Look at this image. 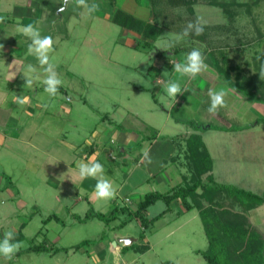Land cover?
<instances>
[{
  "label": "rangeland",
  "instance_id": "rangeland-1",
  "mask_svg": "<svg viewBox=\"0 0 264 264\" xmlns=\"http://www.w3.org/2000/svg\"><path fill=\"white\" fill-rule=\"evenodd\" d=\"M37 1L42 7L37 14L43 20L39 19L36 27L41 36L50 35L53 38L50 62L55 65V71L63 82L59 89H63L65 93L60 92L56 97L50 98L44 92L43 79L46 74L34 55L30 59L33 64H37L34 66L36 72H22L29 78L32 77L34 82L31 87H24L22 79L15 82V89H9L6 82H1L0 85L3 91H9L2 93L5 99L1 101L6 108L12 105L11 97H23L25 93H30L33 102L42 104V113L34 109L40 130L39 136L33 140L34 144L60 156L57 159L61 162L70 164L74 158L70 159L67 155L72 156V150L61 147V141L66 139L78 150H83L87 142L95 141L94 135L97 138L102 132L99 147L107 150L101 156L103 164L111 167L118 162L116 166L124 177L126 167L134 165V158L139 153L145 158L144 153L147 152L151 163L145 158L144 167L137 170L131 182L140 180L145 172H151L153 177L148 185L143 186V193H167L181 182V178H176L177 183L169 181L170 168L162 167L171 165L168 159L173 157L175 167L184 177L189 178L191 172L185 157L188 152L183 139L187 137V132L199 133L212 157L210 174L213 171L212 177L217 183L232 185L256 195L264 194V103L235 93L223 80H217L219 76L210 65L209 56L203 55L207 68L195 79L181 77L173 70L175 64L185 61L188 52L199 49L201 52L213 53L223 66H237L244 76L259 74L261 61L257 57L264 59V0H223L249 4V8L231 6L227 11L229 19L220 9L209 5H193L194 14L190 17L184 5L172 7L167 5L166 0H114V5H111L110 0H96L100 7L91 15L84 8L76 7L74 3L65 4L63 0ZM87 3L91 4L93 0H87ZM61 8L64 10L61 11ZM117 8L137 19L142 20L145 13H148L152 22L157 20L164 27L157 42L144 47L142 37L132 36L130 31L111 23L108 16ZM58 9L60 13L57 15ZM8 14L1 11L3 18ZM197 19L203 27L205 40H198L194 34L177 39L187 24ZM19 28L21 26L18 24L14 30L18 31ZM169 44L173 46L169 47ZM141 47L150 49V52L141 51ZM16 49L8 56L1 54V60H7L13 52L15 53L11 57L23 52L22 49ZM174 49L179 50L177 54L173 53ZM223 58L227 59L224 64ZM5 71L6 64L2 63V77ZM231 74L234 78L236 70ZM158 75L166 82L160 87L153 85ZM169 81H177L181 86V93L176 98H171V106L164 104L169 97L165 92ZM209 89H223L226 93V106L219 108L214 115L207 111L210 106ZM229 91L235 94H230ZM62 97L66 103H63ZM153 97L160 105L153 102ZM175 99L179 101L177 105ZM61 105L68 106L70 113H64ZM13 107L24 116L21 113L25 104L20 105L16 101ZM149 107H154L155 112L149 114ZM31 109L33 111V107ZM45 112L52 115L44 116ZM106 117L117 121L118 128L115 130L126 136V142L132 138L126 152L135 156L133 159H126L127 165L123 166L118 159L119 152L115 150L116 144L110 137L114 126H108ZM152 119V127L147 126L146 122H152ZM33 121L32 118L25 119V129ZM122 140L121 137L116 139L117 144L125 143ZM36 154L37 156H33L14 151L13 156L8 158L12 161H7L1 160L4 157L1 158L0 153V240L6 231H12L15 239L24 243L11 260L0 256V264H125L130 260H133L131 264H162L166 261L174 264H206L198 251L209 253V245L196 210L186 211L180 203L172 202L169 211L150 223L152 218L167 208L164 202L157 201L147 209L143 217L137 219L127 212H117L116 219L108 224L97 219L73 222L68 211L72 201L71 190L62 187L57 190L48 188L43 179L45 176L37 178L31 171V164L38 163L37 160L45 164L52 163L54 170L58 172L66 171V167L56 158L46 157L40 152ZM172 169L175 170L174 167ZM103 176L109 180V175ZM205 177L203 175L202 180ZM9 180L12 186L20 190V196L9 199L1 191L2 187L9 185ZM57 194L59 198L52 199V195ZM18 198L24 200L22 211L17 208ZM225 198L222 200L223 206L230 203ZM132 199L127 211L136 207V200ZM204 204L208 205L206 202ZM82 205L84 210H75L81 218L89 209L85 202ZM213 208L221 209L218 206ZM104 214H108V210ZM49 216L55 217L50 225H45L43 221ZM246 216L251 226L264 238V204L249 211ZM23 219H30V222L27 229L22 231L24 238L20 239L18 229ZM121 222H125L122 227ZM114 227L115 230H111ZM113 233L126 236V239L134 243L131 242L132 245L124 249V246L118 247L115 252L108 248L104 253L94 255L100 238L105 242L106 238H113ZM44 239L55 245L52 250L46 248L37 254L26 252L32 246H41L43 249ZM82 241L89 243L80 246L79 251L71 249ZM143 241L150 246L144 245ZM18 253L23 254L15 259Z\"/></svg>",
  "mask_w": 264,
  "mask_h": 264
},
{
  "label": "crops",
  "instance_id": "crops-1",
  "mask_svg": "<svg viewBox=\"0 0 264 264\" xmlns=\"http://www.w3.org/2000/svg\"><path fill=\"white\" fill-rule=\"evenodd\" d=\"M134 1L136 2L137 0H134ZM40 8H42L41 4L37 0H0V17H1V11H3L4 13H9L4 18V21L2 23H0V85H1V82H6V83H8L9 89L10 88L15 89L14 88L15 82H17V81L19 82V79H22V81L25 82L24 76H27V75L22 73V72H23V70L26 69V66L28 64H31V65L33 64L31 62V59H30V56H33V55L27 54V48H28V45L31 43V40H29V37L22 34L21 28H22V26H26L28 24H32L36 27L39 19L42 18V16H39L37 14L38 9H40ZM145 9H147V8H145ZM43 13H44V11H43ZM147 14L145 13V17L142 18V20L152 23L151 18L149 19L148 18L149 16H147ZM108 19H110V16H108ZM41 20H43V19H41ZM18 24H19V26H21V28H19L18 31H15L14 27H16ZM9 30H10L11 35L8 34ZM130 33L132 34V36L139 37V35H137L133 32H130ZM142 39H143L142 40L143 43H145V44H153L154 45V43L157 42V40H156L153 43L152 41H150L144 37H142ZM16 48L22 49L23 52L20 55H17L16 57H11L12 54L15 53V52H13L7 60L6 59H4L3 61L1 60V54H3L4 56H8L12 52V50H17ZM140 50L143 52L144 51L150 52V49L148 50V49H145L143 47H141ZM155 55H157V53H155ZM21 56L22 57L25 56L24 59ZM2 63L6 64V71H5V73H4L5 75L3 77L1 76ZM33 66L36 67L37 64H33ZM220 79L221 78H219L217 80H220ZM165 83H166L165 80L162 79L161 77H159V75H158V76H156V78L153 82V85H155L156 87L158 85L160 87V85L165 84ZM6 92L8 93L9 91L6 90ZM6 92L0 88V102H1V104H0V153H1V158L4 157L1 160L7 159V161H12V160H8V158H11L13 156L14 151L22 152V154H24V153L32 154L33 156L34 155L37 156L36 153L40 152L41 154L45 155L46 157L56 158V160L59 163H61V165H64V167H66V171L62 170L61 172H58V171L54 170L52 163H51V165L48 163L45 164L43 161H40V160H37L38 163L31 164V171H32V173L35 174L34 176L37 178H40L39 177L40 175L45 176V178H43V179L46 180V186L48 188H51V189L53 188V189L57 190L60 187H62V188H66V189L71 190V193H72V196H71L72 199L71 200L72 201L70 203V208L68 211H69V215H72L73 222L74 221L77 222L78 217H80L78 215V213H75V210H78V208L84 210L85 207L82 205V204H84V202H85V205H87L89 208L91 207L95 212L102 213V214H104V212H106V210H108V212H109V210H111V209L119 210V209L129 208V205L133 202L132 198H135L136 205L138 204L140 199L145 194V193H143V189H144L143 186L149 184L150 179H151V177H153V175H151V172H145L144 174H142L143 176H141L140 180H136L135 182H131V179H132V177H134V174L137 172V170L142 169L144 167L145 158L143 157V155L141 153H139L134 158L135 154L132 155L131 152H126V149L129 148L128 146H130L132 143V141H131L132 138H130L131 140L128 139L126 142V136H124V134L118 133L115 130L116 128H118V126H116L117 121H115L113 118H109V117H106V119H105L107 121L109 127L114 126V129L110 132V137H111V141H114L116 144L115 150L117 152H119L118 159L122 161L121 164H123V166L128 164L126 161L127 158L132 157V159L133 158L135 159L134 165L130 164L126 167L127 171H126V175L124 177H122V175H121L122 171L119 169L118 166H116V165H118V162H115L111 165V167H108L107 165L103 164V161L101 160V156L104 153H107L106 152L107 150H102L101 147H99L101 144V137L103 135L102 132H100L99 134L97 133L98 134L97 138H96V135H94L95 141L94 142H87L86 143L87 146L83 150H78L74 144H72L70 141H66V139L62 140L61 141V147L66 148L69 151L72 150V153H71L72 156L69 154L67 155V157L70 159L72 157L74 158V159H72L70 164H67L63 161L61 162L59 160L61 158L60 156L49 153V151L44 150L43 148H39L33 142V140H35L34 138L36 136H39V131H40L39 127L37 126V120H35L36 117L34 115V109H37L40 113H42V111H40V110H42V104L38 101L33 102L31 100L30 93H28V94L25 93V95L23 97H26L27 100L25 103V109L21 113V114H24V116H22L13 107V104L16 105V101H17L18 96L17 97H11L10 103H12V105L9 108H6L4 103H2L1 99L2 100L5 99V96L2 95V93H6ZM60 92L65 93L63 89H59L58 93H60ZM195 92H197V90H195ZM229 93L235 94L232 91L231 92L229 91ZM1 95H2V97H1ZM168 98H169V100H168ZM171 98L172 97H167V100H165L164 104L167 106H171ZM62 100H63V103L67 102L66 100L63 99V97H62ZM180 101H181V99H180ZM153 102L157 105H160L159 101L156 98L155 99L153 98ZM174 102L176 103L175 105H177L179 103V101L177 99H175ZM63 105H61V106H62V110L64 111V113H70L68 106H63ZM31 107H33V111L31 109ZM148 111H149V114H151L152 112H155V108L149 107ZM46 115L51 116L52 113L45 112L44 116H46ZM27 118H32V119H34V121L31 122V124L25 129L24 120L25 119L27 120ZM153 124H154L153 119H152V122H151V120L149 121V123L146 122V125L149 127H152ZM8 126L10 127L9 129H8ZM40 127H41V125H40ZM221 131H225V130H221ZM105 132H108V131L105 130ZM191 133L192 132H187V137ZM120 137L123 139L121 142H125V143H118L117 144L116 139H118ZM187 137H185V138H187ZM185 138L183 139V141L185 140ZM62 150L63 149H60V150L58 149V151H62ZM77 151H79V152H77ZM73 152L76 154V156H74ZM57 158H59V159H57ZM210 158L212 161L211 155H210ZM89 159H94L96 162H99L100 164L103 165V167H104V173L103 174L109 175V181L112 183V186L116 191L115 198L107 199V200L98 199L94 193V188H95V184L97 183V179H93V178L81 179L79 177L78 169H77V163L80 161H83L86 163V162H88ZM174 159L175 158L170 157L168 160L171 161L170 162L171 165H166V166L164 165V167H162L165 169L170 168L169 169V171H170L169 181L177 183L178 180H176V178H178V179H179V177L181 178L180 179L181 182L176 184L175 186H173V188L176 186H179V184L182 185L184 183V179L186 178L183 176V173L180 172L175 167V165H174L175 160ZM49 161L50 160H46V162H49ZM54 161H55V159H54ZM164 163H165V161H164ZM32 166H34L36 168L33 169ZM172 167H174L175 170L172 169ZM212 175H213V171H212ZM7 179H9V177ZM213 179H214V176H213ZM2 181H3V179L1 178V184H2ZM214 181L216 182L215 179H214ZM11 188H12V190H11ZM1 191L5 192L6 197L9 199L12 198V196L17 197V196L21 195L20 190L15 188V186L11 185L10 180H9V185L7 184L4 187H2ZM58 198H59L58 194L52 195V199H58ZM23 201L24 200L18 198V201L16 202L18 205L17 208L20 209L21 211H22ZM96 208H99V210H97ZM134 209H136V207ZM120 214H123V212H120ZM23 220H24L23 222L22 221L20 222L19 229H18L20 232V234H19L20 239L22 237L24 238V234L22 233V231L27 229L26 226L30 222V219H23ZM51 223H52V219L48 222H44L45 225H50ZM111 230H115V227L111 228ZM126 238H127L126 236H121V235L115 233L112 239L106 238V241L103 242L102 237H101L100 242L98 243V245L96 247L98 249H97L96 253H94L95 252L94 251L93 254L94 255L95 254L96 255L102 254L108 248H111V251L115 252L118 249V247L124 246L122 248V249H124V248L132 245V243H134V241H131L132 243L128 242V244H125V240H127ZM45 239H44V241H42V244L44 247L41 250H46V248L47 249L51 248L50 250H52L53 246H55V245H52L50 242L46 241L47 239L46 240ZM112 241H114V242L111 245ZM143 242H144L143 243L144 245L145 244L148 245L145 241H143ZM139 245H141L140 242L138 243V246ZM148 246H150V245H148ZM29 248L27 249L26 252H29V253L35 252L37 254L39 251H41V250L32 251L31 247H29ZM57 251H58V248L55 249V252H57ZM76 251H79V250H76ZM35 253H33V254H35ZM22 254L23 253H18L16 255L15 259H18L20 257V255H22ZM29 257H31V255ZM132 261L133 260H130V261L126 262L125 264H131ZM96 262L98 263L99 261H96ZM98 264H100V263H98Z\"/></svg>",
  "mask_w": 264,
  "mask_h": 264
},
{
  "label": "trees",
  "instance_id": "trees-1",
  "mask_svg": "<svg viewBox=\"0 0 264 264\" xmlns=\"http://www.w3.org/2000/svg\"><path fill=\"white\" fill-rule=\"evenodd\" d=\"M110 3L114 5L115 1L110 0ZM166 3L172 7L184 5L190 17H193L194 14L193 5H209L218 8L228 16V19L229 14L227 11L231 6H248L249 8L248 3L226 2L223 0H166ZM109 20L123 30L133 32L152 42H155L164 31V27L157 20L152 23L146 22L118 8L112 11ZM193 34L191 35L193 36ZM194 37H197L200 41L205 40L203 34H194ZM149 45L151 44H143L144 47ZM178 51V49H174L173 53L177 54ZM202 53L206 57L209 56L211 65L219 78L235 93L241 94L252 101L264 103V80L259 78V74L244 76L240 74L237 66H223L213 53L208 51ZM157 55L160 54L157 53ZM226 60V58H223V64L226 63ZM235 70L236 75L232 78L231 72ZM207 127L205 126V128ZM214 129L221 130V128ZM184 141H186L185 145L188 152L185 157L191 174L189 178L184 179L182 185L172 188L167 193H145L136 205L135 210L113 209L108 214H102L95 212L90 207L84 217H78L77 220L84 222L89 219H97L108 224L116 219L117 215L115 216V214L117 212H127L132 218L137 219L140 216L143 217L147 209L157 201L164 202L167 205L166 210L152 218L151 223L162 217L169 210L172 202H179L186 211L196 210L198 212L210 251L209 253L198 251V253L206 264H264V238L257 229L251 226L246 216L249 211L264 204V194L256 195L232 185L215 182L210 174L212 168L211 158L201 135L191 133ZM203 175H206L205 180H202ZM225 197L230 201L227 206L222 205V200ZM203 202L208 205L206 206ZM214 206L221 209L215 210ZM53 217L55 216H49L43 222H48ZM144 223L146 222L144 221ZM123 225H125V222H121L120 226ZM88 243V241H82L71 249L73 251L79 250L80 246ZM41 249V246L31 247L32 251ZM162 264L174 263L166 261Z\"/></svg>",
  "mask_w": 264,
  "mask_h": 264
},
{
  "label": "clouds",
  "instance_id": "clouds-1",
  "mask_svg": "<svg viewBox=\"0 0 264 264\" xmlns=\"http://www.w3.org/2000/svg\"><path fill=\"white\" fill-rule=\"evenodd\" d=\"M74 3L76 7L84 8L89 15L99 10V3L93 0V3L88 4L87 0H65V4ZM61 11L64 9L61 8ZM4 21L3 17H0V23ZM22 34L29 37L31 43L28 45L27 54L34 55L37 59L39 66L46 74L43 79L44 92L50 97H56L59 87L62 85V80L58 77L55 71V65L50 62L49 53L53 49V38L50 35L41 36L40 30L32 24L22 26ZM203 32V27L200 24L199 19L195 22H189L184 28L183 32L177 39L188 37L190 34L200 35ZM173 44H169V47ZM260 62L259 78L264 80V59L257 57ZM207 68L204 63V56L199 49H192L186 54L185 61L183 63H177L173 66V70L181 77L188 76L192 79L200 74ZM29 73L36 72V68L28 64L25 69ZM25 77L24 87H31L33 80ZM165 92L169 97H175L181 93L180 83L177 81H169L165 87ZM210 98V106L207 111L210 114H216L219 108L225 107V91L223 89L216 91L209 89L208 92ZM26 97H17V102L20 105L26 103ZM48 107V105H45ZM145 158H148L149 163L151 159L148 157L147 152L144 153ZM78 174L81 179L93 178L97 179L95 184L94 193L98 199H113L116 196V191L112 186V183L104 178V167L94 159H89L88 162L80 161L77 163ZM24 246L22 241L15 239V234L12 231H6L4 237L0 240V256L6 260H11L12 257Z\"/></svg>",
  "mask_w": 264,
  "mask_h": 264
},
{
  "label": "water",
  "instance_id": "water-1",
  "mask_svg": "<svg viewBox=\"0 0 264 264\" xmlns=\"http://www.w3.org/2000/svg\"><path fill=\"white\" fill-rule=\"evenodd\" d=\"M64 2H65V0H63ZM58 13H60V11H59V9H58V12H57V15H58ZM128 242H130V240H125V244H128Z\"/></svg>",
  "mask_w": 264,
  "mask_h": 264
}]
</instances>
